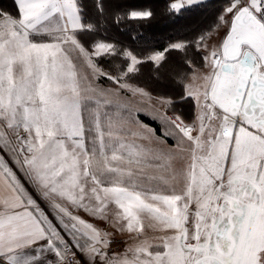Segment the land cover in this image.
<instances>
[{
	"label": "snow or ice",
	"instance_id": "snow-or-ice-1",
	"mask_svg": "<svg viewBox=\"0 0 264 264\" xmlns=\"http://www.w3.org/2000/svg\"><path fill=\"white\" fill-rule=\"evenodd\" d=\"M154 17L128 0L0 7V264H264V0H224L147 56L103 35ZM173 51L175 98L129 82L145 64L163 75ZM133 104L162 135L105 110Z\"/></svg>",
	"mask_w": 264,
	"mask_h": 264
},
{
	"label": "trees",
	"instance_id": "trees-1",
	"mask_svg": "<svg viewBox=\"0 0 264 264\" xmlns=\"http://www.w3.org/2000/svg\"><path fill=\"white\" fill-rule=\"evenodd\" d=\"M117 2L123 3L125 0H117ZM128 2L151 6L155 12V17L152 20L143 22L126 21L120 25L119 30L110 26L108 32L103 35L107 39L118 41L140 56H147L155 51H163L171 42L176 40H191L198 29L207 28L212 25L216 8L224 0H211L215 4V7L197 9L193 13L181 18H171L165 14L166 0H128ZM0 7L12 10V0H0ZM169 18L172 21L171 24H167ZM175 28L181 29V31L169 33V31H173ZM145 33L148 35V38L145 37ZM167 55L168 60L166 63L170 61V66L175 68L176 62L180 59L181 54L173 51ZM152 74L155 75V71L152 70L151 64H145L139 78L131 82L145 86L153 95L158 96L169 95L175 98L177 93L181 91L177 83L173 85L172 82L166 79H152ZM174 79H176L175 75ZM190 110V104H179L176 108L177 113L183 112L186 118L189 117ZM138 118L142 122L154 127L157 133L162 135L160 123L157 120L143 113H139Z\"/></svg>",
	"mask_w": 264,
	"mask_h": 264
},
{
	"label": "rangeland",
	"instance_id": "rangeland-1",
	"mask_svg": "<svg viewBox=\"0 0 264 264\" xmlns=\"http://www.w3.org/2000/svg\"><path fill=\"white\" fill-rule=\"evenodd\" d=\"M156 11V10H155ZM171 19L169 18L168 20H167V24H171ZM179 31H181V29H178V28H175V29H173V31H169V33H171V32H179ZM221 33H222V29H221ZM146 34V33H145ZM146 38H148V35L146 34V36H145ZM170 61L168 62V63H166L165 65H164V68L161 70V72L163 73V75H159V77L157 78V74L155 73V75L154 74H152V79H155V80H162V79H166L167 81H170V82H172L173 83V85H175V83L173 82L175 79H174V75H173V71H172V69H174V67H171L170 66ZM171 67V68H170ZM149 80V79H148ZM130 83H134V82H131V81H129ZM97 83L99 84V86L100 87H103V88H105V89H107V88H111V87H114V85L110 82V81H108V80H106V79H104V78H101L99 81H97ZM134 84H136V83H134ZM137 85H139V84H137ZM139 86H141V85H139ZM155 86V85H154ZM141 87H145V86H141ZM157 87V86H156ZM146 88V87H145ZM146 90H147V88H146ZM149 91V90H148ZM153 95V94H152ZM156 96H158V95H153V97H156ZM122 102H123V100H122ZM153 103H154V101H153ZM140 107H143V108H145V109H147L149 106L148 105H139V104H133V105H129L128 107H125V114L123 113V114H121L120 113V111L122 112V107L121 108H119V109H117V107L115 106V105H113V106H109L108 108H106L105 110L106 111H108L109 112V114L110 115H113L114 117H115V115H116V113L117 112H119V115L120 116H126L125 118L126 119H129L130 120V118H131V116H133V117H137L138 118V114L139 113H143V114H145V112L144 111H137L136 109L137 108H140ZM186 111H188V110H186ZM169 114L171 115V112H169ZM148 116H150V115H148ZM151 117V116H150ZM139 119V118H138ZM159 122V121H158ZM143 124H146V123H144V122H142ZM160 123V122H159ZM148 125V124H147ZM150 126V125H149ZM151 128H154V127H152V126H150ZM160 127H161V132H162V134H163V132L165 131V126L164 125H162L161 123H160ZM155 129V128H154ZM157 135H160V134H158L157 133ZM174 139L172 138V137H169L168 138V145L169 146H174ZM113 211H114V208L112 209ZM83 212V211H82ZM110 215H111V212H110ZM90 222H95V223H97V226H99V227H105V224L103 223V222H96V221H91V219L89 220ZM107 230H109V231H114V229H111V228H108ZM114 237H123V238H125V240H127V239H129V237H128V234H123V235H121L120 233H116L115 234V236ZM124 247V246H123ZM123 247H119L118 249H121V248H123Z\"/></svg>",
	"mask_w": 264,
	"mask_h": 264
},
{
	"label": "crops",
	"instance_id": "crops-1",
	"mask_svg": "<svg viewBox=\"0 0 264 264\" xmlns=\"http://www.w3.org/2000/svg\"><path fill=\"white\" fill-rule=\"evenodd\" d=\"M121 109H122V112L120 111V113H121V114H123V113L125 114V111H126V110H125V107H122ZM121 114H120V115H121ZM123 117H126V116H123ZM126 118H127V117H126ZM133 118L138 119L137 117H133V116H131L130 120L133 119ZM138 120H139L140 122H142L140 119H138ZM78 214L81 215V216H82L84 219H86V220H90V219H91V217H89L86 213H84V212H82V211H80ZM105 227H106V225H105Z\"/></svg>",
	"mask_w": 264,
	"mask_h": 264
},
{
	"label": "built area",
	"instance_id": "built-area-1",
	"mask_svg": "<svg viewBox=\"0 0 264 264\" xmlns=\"http://www.w3.org/2000/svg\"><path fill=\"white\" fill-rule=\"evenodd\" d=\"M114 240H115V244H114L115 248L123 247L124 241H126L125 238L123 237H114Z\"/></svg>",
	"mask_w": 264,
	"mask_h": 264
}]
</instances>
